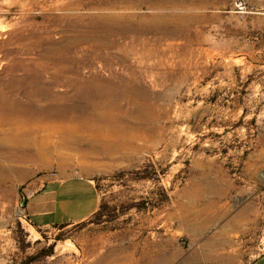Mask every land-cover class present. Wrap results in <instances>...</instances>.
Segmentation results:
<instances>
[{
    "label": "rangeland",
    "instance_id": "1",
    "mask_svg": "<svg viewBox=\"0 0 264 264\" xmlns=\"http://www.w3.org/2000/svg\"><path fill=\"white\" fill-rule=\"evenodd\" d=\"M0 91L1 109L59 132L9 162L0 264L264 256V0H0ZM71 176L99 209L33 226L26 196Z\"/></svg>",
    "mask_w": 264,
    "mask_h": 264
},
{
    "label": "crops",
    "instance_id": "2",
    "mask_svg": "<svg viewBox=\"0 0 264 264\" xmlns=\"http://www.w3.org/2000/svg\"><path fill=\"white\" fill-rule=\"evenodd\" d=\"M96 184L79 176L54 177L26 196L24 213L37 228L80 224L99 209ZM248 264H264L261 256Z\"/></svg>",
    "mask_w": 264,
    "mask_h": 264
},
{
    "label": "bare ground",
    "instance_id": "3",
    "mask_svg": "<svg viewBox=\"0 0 264 264\" xmlns=\"http://www.w3.org/2000/svg\"><path fill=\"white\" fill-rule=\"evenodd\" d=\"M114 2V1H113ZM99 3V2H98ZM117 3V2H116ZM170 3V2H169ZM105 5V4H104ZM179 5V4H178ZM162 6V5H161ZM165 6V5H164ZM169 6V4H168ZM173 6V5H172ZM180 6V5H179ZM97 7V5H96ZM105 7V6H104ZM118 7V6H117ZM126 7V6H125ZM181 7V6H180ZM94 8V7H93ZM102 8V7H101ZM123 8V7H122ZM182 8V7H181ZM104 10V8H103ZM110 10V9H109ZM112 10V9H111ZM117 10V9H116ZM169 10V9H168ZM118 11V10H117ZM125 11V10H124ZM155 11V10H154ZM158 10H156L157 12ZM173 11V10H172ZM113 12V11H112ZM126 12V11H125ZM166 12V11H165ZM168 12V11H167ZM181 12V11H180ZM169 13V12H168ZM172 13V12H171ZM170 13V14H171ZM112 14V13H111ZM158 14V13H157ZM169 14V15H170ZM177 14V13H176ZM117 15V14H115ZM126 15V14H123ZM131 16L130 14H128ZM156 15V13H155ZM162 15V14H161ZM164 15V14H163ZM162 15V16H163ZM168 15V14H167ZM166 15V16H167ZM169 15L167 17H169ZM175 15V13H174ZM108 16V15H107ZM119 16V15H118ZM117 16V17H118ZM154 16V15H153ZM161 16V17H162ZM172 16V15H170ZM94 17V16H93ZM106 17V15H105ZM113 17V16H112ZM121 17V16H120ZM144 17V16H143ZM160 17V16H159ZM100 18V17H99ZM107 18V17H106ZM124 18V17H123ZM129 18V17H128ZM155 18V17H154ZM108 19V18H107ZM118 19V18H117ZM162 19V18H161ZM165 19V18H164ZM173 19V17H172ZM106 20V19H105ZM122 20V19H121ZM160 20V19H159ZM169 20V19H168ZM167 21V19H165ZM164 21V22H165ZM173 21V20H172ZM163 22V21H162ZM100 24V23H99ZM98 24V25H99ZM120 24V23H119ZM115 25V24H114ZM118 25V24H117ZM125 25V24H124ZM123 25V26H124ZM127 25V24H126ZM119 27V26H118ZM127 27V26H126ZM120 28V27H119ZM129 29V27H127ZM129 31V30H128ZM31 49V48H30ZM25 52V51H24ZM146 56L151 55V51L145 50ZM45 60V59H44ZM58 60V59H55ZM42 61V60H41ZM49 61V60H48ZM46 62V61H45ZM51 62V61H50ZM56 62V61H54ZM69 62V61H68ZM72 62V61H71ZM76 62V61H74ZM58 63V62H57ZM80 63V62H79ZM60 64V63H59ZM62 64V63H61ZM51 65V64H50ZM65 65V64H64ZM46 74V72H45ZM48 74V73H47ZM55 83V82H54ZM59 84V83H58ZM103 84V83H102ZM1 92V91H0ZM2 93V92H1ZM43 94V93H42ZM105 97V96H104ZM47 99V98H45ZM40 100V99H39ZM38 100V101H39ZM22 101V100H21ZM32 101V100H30ZM37 101V100H36ZM42 101V100H41ZM29 102V101H28ZM40 102V101H39ZM8 103V102H6ZM20 103V102H19ZM24 103V102H23ZM27 103V102H26ZM33 103V102H32ZM18 104V103H17ZM8 105V104H7ZM27 105V104H26ZM26 105H23L26 106ZM35 105V104H34ZM28 106V105H27ZM44 106V105H42ZM53 106V105H52ZM54 107V106H53ZM99 107V106H98ZM33 108V107H32ZM39 108V107H38ZM47 108V107H46ZM55 108V107H54ZM11 109V108H10ZM36 109V108H35ZM34 109V111H35ZM60 109V108H59ZM22 110V109H21ZM38 110V109H36ZM98 110V109H97ZM99 110H101L99 108ZM33 111V112H34ZM52 111V110H51ZM61 111V110H60ZM102 111V110H101ZM41 112V111H40ZM59 112V111H58ZM96 110H94L95 114ZM50 113V112H49ZM100 113V111H99ZM103 113V112H101ZM110 113V112H109ZM42 114V113H41ZM40 114V115H41ZM43 116L27 117L22 115V111L4 110L0 108V190L3 191L6 188V182L12 179L11 172L14 171L12 166L9 164L11 161H17L19 159H28L31 153L37 151H49L50 144L56 146L55 140L52 138L57 136L58 129L57 124L47 123L49 117L44 112ZM55 114V113H54ZM57 114V113H56ZM61 114V113H60ZM105 114V113H104ZM107 114V113H106ZM105 114V115H106ZM53 115V114H52ZM93 115V114H92ZM38 116V117H37ZM64 116V115H63ZM95 116V115H94ZM104 116V115H103ZM107 116V115H106ZM110 116V114H109ZM52 117V116H51ZM50 117V118H51ZM56 117V116H54ZM53 117V118H54ZM89 117V116H88ZM102 117V116H100ZM93 117H90V119ZM110 118V117H109ZM112 118V117H111ZM72 119V118H71ZM74 119V118H73ZM89 119V118H88ZM99 118H96V120ZM107 119V118H106ZM54 120V119H53ZM104 120V118H103ZM88 121V120H87ZM92 121V120H91ZM94 121V118H93ZM99 121V120H98ZM57 122V121H56ZM89 122V121H88ZM96 123H98L96 121ZM100 123V122H99ZM111 125V124H110ZM94 126V125H93ZM103 128V127H102ZM50 132V133H48ZM57 141V140H56ZM59 141V140H58ZM104 146V145H103ZM3 150V151H2ZM53 150V149H51ZM39 152V153H40ZM37 154V153H36ZM206 254V253H204ZM210 254V253H209ZM207 256V254H206ZM219 256V255H216ZM220 257V256H219ZM216 258L213 256L208 257L209 261H213Z\"/></svg>",
    "mask_w": 264,
    "mask_h": 264
}]
</instances>
